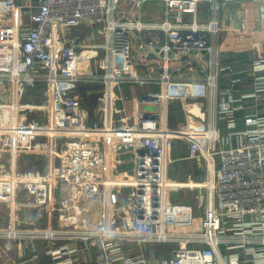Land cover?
I'll return each instance as SVG.
<instances>
[{"label":"built area","instance_id":"1","mask_svg":"<svg viewBox=\"0 0 264 264\" xmlns=\"http://www.w3.org/2000/svg\"><path fill=\"white\" fill-rule=\"evenodd\" d=\"M149 1L164 3L163 21L143 20ZM202 1L0 0V244L13 240L17 258L34 241L50 264H80L84 253L93 264H148L132 244L175 242L157 264H264V111L244 105L264 96V58L253 61V86L244 92V70L225 65L218 43L207 41L218 35V21L198 22ZM83 25L104 33L103 54L68 38ZM39 84L41 122L28 119ZM85 84L102 86L94 120ZM125 84L147 87L133 125ZM190 85L200 88H184ZM203 88L202 120L170 126L169 106ZM177 144L187 158L202 159L203 182L170 180ZM23 155L41 157L44 173L23 174ZM184 187L200 190L198 232L168 229L191 218L174 219L184 208L170 195ZM95 197L102 200L92 212L87 203ZM29 209L39 222L23 218Z\"/></svg>","mask_w":264,"mask_h":264},{"label":"crops","instance_id":"2","mask_svg":"<svg viewBox=\"0 0 264 264\" xmlns=\"http://www.w3.org/2000/svg\"><path fill=\"white\" fill-rule=\"evenodd\" d=\"M155 3V4H154ZM165 18V6L162 1H149L145 4L143 8V20L145 22H161ZM216 20L218 21L220 31L215 37L213 33L207 34V41L209 44L218 43L220 47V52L222 56L223 63L230 64L239 69L244 70V73L241 75L245 78L243 83V91H251L253 82H252V63L257 58H264V1L262 0H241V1H232L224 5L220 0L207 1L203 0L199 5L198 12V22L207 23L209 21ZM245 24V29L241 28V24ZM235 34H242L243 38L234 41ZM68 38H80L86 43V46L93 49L97 55L104 53V33L101 31H95L92 28L83 25L79 28L72 29L68 32ZM97 38H100L101 41H97ZM98 46L102 48L98 49ZM102 52V53H99ZM153 60L150 61L152 64L158 63L155 54L150 56ZM149 57V58H150ZM150 58V59H151ZM187 57L182 56L178 63L185 61ZM146 61L140 60L141 70H146ZM94 86L90 84L88 87ZM198 89L200 87H190L188 89ZM139 91V95L147 91V87H142L134 84H125L124 85V94L127 98V113L129 116L132 114L130 112L131 108L134 106L128 105V101L136 97V103L139 111L138 96H136ZM6 94L0 95L1 100H6ZM42 95L37 93L33 95L32 100V109L29 112V120L33 121L35 118H40V103ZM196 98L187 96L184 99V102L179 103V110L183 114L187 111L186 107L193 108L194 100ZM190 101V102H189ZM178 101L173 102L168 108V118L169 125L174 127L177 122H173V109L174 105ZM190 104V106H188ZM192 105V106H191ZM246 111L255 112V111H264V96L260 100L253 98L246 99L244 101ZM191 110V109H190ZM204 110V108H203ZM90 111V110H89ZM138 114V112H137ZM204 114V112H203ZM243 113L237 114L238 118V128H243ZM133 116V115H132ZM131 116V117H132ZM184 116V115H183ZM138 117V116H137ZM36 120V119H35ZM137 118L132 117L131 123L136 122ZM41 121V120H40ZM188 151L181 144H177L173 151V162L171 164L170 170V180L175 183H190V182H203L206 179V170L203 164L202 159H189L187 158ZM40 160V162L38 161ZM30 162H35V166H40L36 170H32L31 174L44 173V161L41 157L37 155H23L20 162V169L23 174H28L25 172L24 164H29ZM32 167V166H31ZM34 167V166H33ZM29 175V174H28ZM175 191V195H174ZM199 189H191L190 187H184L180 189H174L170 195V199L176 203H182L183 205V216L182 213L174 215V219H184L186 217H191L183 225L180 226H169L170 231H177V228H181V232H198L201 230V225L195 215L198 213V204L196 195L199 193ZM100 197L92 198L88 201L87 205L89 209L93 212L98 208L99 203L101 202ZM125 201L124 194L120 197V203L117 207V222L115 226L119 229H124V220L123 214L121 213V205ZM180 205V204H179ZM94 208V209H93ZM4 214V213H3ZM181 217V218H178ZM184 217V218H182ZM25 220H31L39 222L40 220L36 219L34 215V210L29 209L23 214ZM0 221H4L3 217ZM38 224V223H36ZM20 229H28L31 225L23 224L19 226ZM158 244L161 247H155ZM150 245H155L151 247ZM177 243H148V244H132L130 246V252L133 255L145 256L148 264H157L161 261V257H156V254H159V250L162 248H170V253L172 250L177 247ZM197 246V244L190 243L188 247ZM34 248H37V251H34ZM44 246L38 244V242L28 241L25 257L19 259L16 257V251L14 248L13 240L8 242H2L0 244V264H50L51 260L44 253ZM36 256V257H35ZM160 258V259H158ZM165 257H163L164 259ZM80 264H93L84 253L81 257Z\"/></svg>","mask_w":264,"mask_h":264},{"label":"rangeland","instance_id":"3","mask_svg":"<svg viewBox=\"0 0 264 264\" xmlns=\"http://www.w3.org/2000/svg\"><path fill=\"white\" fill-rule=\"evenodd\" d=\"M19 15H20V17H22V19H25L26 16L28 15V11L27 10H23ZM95 31H100V29L95 28ZM103 38L104 37H102V41H103ZM97 41L100 42L101 39L97 38ZM100 48H102V46H98V49H100ZM99 53H102V52H99ZM205 92L206 91L203 88V89H201V90H199V91H197V92H195V93H193L191 95V96H194V98H196V99L192 100L194 102V105L193 106L191 105L193 108L189 107V109H188V107H186L187 111L184 114H183V112H181L179 110V107H178L179 103L182 104L181 102H184V98H180V99H177V100L174 101V102L178 101V103H176L174 105L173 118H172L173 122H177L176 126L182 121H189L192 124H196V123H199L202 120L203 112H204V110L206 108V104H207V96H205ZM138 95H139V91L137 92L136 96H138ZM179 101H181V102H179ZM128 105L134 106V107L131 108L132 112H130V113L133 115V116L131 115L132 117L137 118V116H138L137 112H139V111H138V107H137L138 105L136 103V97L132 98V100H129L128 101ZM188 106H190V104ZM203 108H204V110H203ZM0 116L3 117V114L1 112H0ZM35 119L33 121H38L39 122L41 120V119H38V118H35ZM136 122H137V120H136ZM136 122L134 121L132 123V125L135 124ZM222 130H223V132L227 131V129L224 128V126H223ZM38 161L40 162V160H38ZM39 167L40 166H35V162H30L29 164H24V168L23 169H25V172H27L28 174H31V172H34L32 170H36V168H39ZM174 195H175V191H174ZM4 196H2V197H4ZM2 197H0L1 198V200H0L1 202L4 201V198H2ZM2 204L4 205V202ZM177 229H178V231H181V228L180 229L177 228ZM155 245H150V246L151 247H154V246L157 247L158 246L157 248L161 247L158 244H155ZM170 250H171L170 248L169 249L168 248H162L161 250H159V254H156V257H158L160 255L159 257H161V260L163 259V257H165V258L166 257H170V255H171ZM158 259H160V258H158Z\"/></svg>","mask_w":264,"mask_h":264},{"label":"trees","instance_id":"4","mask_svg":"<svg viewBox=\"0 0 264 264\" xmlns=\"http://www.w3.org/2000/svg\"><path fill=\"white\" fill-rule=\"evenodd\" d=\"M85 84L81 87V93L84 98L85 106L90 110L91 119H95L97 114V99L102 94V86L99 84H94V86L88 87ZM43 86L39 84L36 90H33L35 94L41 93ZM32 91V92H33Z\"/></svg>","mask_w":264,"mask_h":264},{"label":"bare ground","instance_id":"5","mask_svg":"<svg viewBox=\"0 0 264 264\" xmlns=\"http://www.w3.org/2000/svg\"><path fill=\"white\" fill-rule=\"evenodd\" d=\"M190 87H199V86H184V88H186V89H188V88H190ZM192 89H194V88H192Z\"/></svg>","mask_w":264,"mask_h":264}]
</instances>
